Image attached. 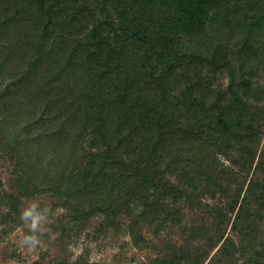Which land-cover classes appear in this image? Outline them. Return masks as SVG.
<instances>
[{
  "label": "trees",
  "instance_id": "1",
  "mask_svg": "<svg viewBox=\"0 0 264 264\" xmlns=\"http://www.w3.org/2000/svg\"><path fill=\"white\" fill-rule=\"evenodd\" d=\"M263 55L264 0H0V147L17 192H51L73 220L180 227L152 264H264ZM242 171L225 211L203 200ZM180 202L211 218L186 228Z\"/></svg>",
  "mask_w": 264,
  "mask_h": 264
},
{
  "label": "rangeland",
  "instance_id": "2",
  "mask_svg": "<svg viewBox=\"0 0 264 264\" xmlns=\"http://www.w3.org/2000/svg\"><path fill=\"white\" fill-rule=\"evenodd\" d=\"M262 63L263 67L258 73L257 80L264 86V55ZM227 81L228 78L225 72L217 75L216 82H222L225 85ZM260 105H264V99L260 102ZM263 124L262 132L259 133L261 139L259 145H257V154L264 153ZM234 152L231 151L230 153L234 155ZM59 155L61 156V153H58ZM215 163L221 168L230 166V176L232 177L233 172L231 169H238L236 164L222 154L217 155ZM18 170L16 162L4 154L3 149L0 147V198H2L0 200V264H9V261H14L15 264H32L36 260L40 264H152L153 259L169 243L180 242L181 228L170 226L169 222L163 223L158 220L160 218L148 223L145 219L136 217V213H132V215L122 213L110 220L106 219L103 214L96 212L90 214L91 216L87 219L73 220L69 212L66 211L52 225L53 231L58 233L57 239L52 242L45 239L46 248L39 250L37 254H28L26 250L18 246L17 241L10 239L16 228L22 226L18 219V212L25 196L17 192L15 181L17 180ZM234 173L235 181L230 183L231 189L227 190L226 196H223L221 191L218 190L213 196L208 193L203 195V200L210 204H216L222 211H225L230 196L236 192L238 184L243 186L240 195L243 197L247 184V181L244 180L245 171ZM252 175H255V171L251 169L247 180ZM256 175L259 179H264V163L263 170L258 171ZM38 178L40 177L38 176ZM10 194L17 195L18 199L10 200ZM28 198L51 202L54 209L56 207L64 208L61 205L63 200L51 192L36 193ZM135 204L137 206L135 212L138 213L141 206L139 202H135ZM176 205L180 208L183 217L182 223L186 228L190 226L201 228L205 217L211 218L208 217L202 207L189 206L187 202L176 203ZM251 207L252 209L255 208L252 204ZM235 210L228 212L227 216H230V222L225 229L226 234L233 237H236V233L232 231L230 226ZM211 220L207 219L206 226L212 230L211 234L214 237L218 235L219 231H215V227H213L215 223L213 224ZM219 244L220 242L211 254L214 253ZM69 245L82 247V253L73 258L74 253L69 250Z\"/></svg>",
  "mask_w": 264,
  "mask_h": 264
},
{
  "label": "clouds",
  "instance_id": "3",
  "mask_svg": "<svg viewBox=\"0 0 264 264\" xmlns=\"http://www.w3.org/2000/svg\"><path fill=\"white\" fill-rule=\"evenodd\" d=\"M62 207L53 208L51 202H45L35 198L25 197L19 208L18 219L21 227H17L10 239L17 241L18 246L28 254H37L39 250L46 248L45 239L48 242L55 241L58 233L52 229V225L61 215L66 213ZM69 250L75 256H79L83 249L79 246L69 245ZM9 264H15L9 261Z\"/></svg>",
  "mask_w": 264,
  "mask_h": 264
}]
</instances>
